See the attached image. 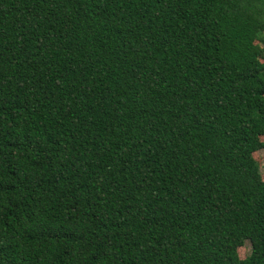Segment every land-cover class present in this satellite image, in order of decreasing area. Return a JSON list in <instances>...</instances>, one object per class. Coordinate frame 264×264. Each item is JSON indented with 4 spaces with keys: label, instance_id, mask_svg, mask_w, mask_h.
<instances>
[{
    "label": "trees",
    "instance_id": "1",
    "mask_svg": "<svg viewBox=\"0 0 264 264\" xmlns=\"http://www.w3.org/2000/svg\"><path fill=\"white\" fill-rule=\"evenodd\" d=\"M263 139L264 0H0V264H264Z\"/></svg>",
    "mask_w": 264,
    "mask_h": 264
},
{
    "label": "rangeland",
    "instance_id": "2",
    "mask_svg": "<svg viewBox=\"0 0 264 264\" xmlns=\"http://www.w3.org/2000/svg\"><path fill=\"white\" fill-rule=\"evenodd\" d=\"M263 141H264V139H263ZM254 157L260 166V172H261L262 178L264 179V150L257 152L254 155ZM237 252H238V256L240 259L246 258L250 253V244L246 243L245 245L240 247L237 250Z\"/></svg>",
    "mask_w": 264,
    "mask_h": 264
}]
</instances>
